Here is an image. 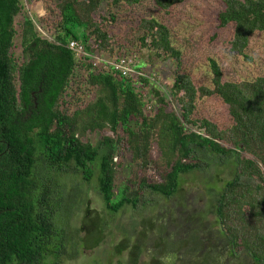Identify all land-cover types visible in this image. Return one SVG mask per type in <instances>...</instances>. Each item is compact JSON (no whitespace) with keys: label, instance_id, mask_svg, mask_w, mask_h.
<instances>
[{"label":"trees","instance_id":"16d2710c","mask_svg":"<svg viewBox=\"0 0 264 264\" xmlns=\"http://www.w3.org/2000/svg\"><path fill=\"white\" fill-rule=\"evenodd\" d=\"M187 1L155 0V4L169 12ZM222 1L225 7L217 22L221 29L235 28L232 50L242 55L250 39L264 32V0ZM140 2L56 0L55 36L46 38L25 11L23 0H0V264H46L49 257L55 259L54 264H61L75 260L79 246L95 250L106 240L109 227L105 218L92 209L90 200L85 202L82 187L69 184L67 177L82 174L89 182L97 165L99 193L106 210L117 214L142 203L139 187L167 200L182 193L183 176L199 168L190 163L198 149L219 157L221 167L230 160L236 168L235 179L224 184L214 206L229 258L236 260L243 253L255 264H264V77L239 83L224 81L221 66L211 60L212 85L197 88L184 70L183 53L174 45L169 28L154 17L145 18L138 25L141 58L144 50L148 61L169 62L174 68L173 100L156 86L146 95L144 88L136 85L138 80L144 87L150 83L144 76L145 64L138 65L137 57L112 41L104 29L109 21L116 22L115 7ZM19 17L21 61L14 54ZM74 41L92 58H78L69 48ZM94 57L114 62L131 59L137 74L126 77L94 67ZM83 70L88 74L84 85L95 88L96 96L72 113L75 101L77 106L83 105L75 94L82 90L77 81ZM213 97L227 106L229 128L194 118L197 101ZM172 102L178 110L170 108ZM106 129L115 137H105L98 146L82 141L88 132ZM155 144L169 169L164 183L136 173L137 191L132 183L133 188L126 186L117 194L118 169L128 163L118 161L117 156L129 154L130 165L136 163L144 171L153 162ZM207 183L205 189L213 191L211 182ZM81 204L85 205V217L76 229L72 216ZM190 218L197 222L203 216ZM154 219H145L143 230L138 223L130 224L115 243L119 255L129 251L130 264H137L143 241L155 229ZM80 232L85 233L81 241L77 238ZM157 236L154 247L158 253L182 264H216L221 256L216 250L213 255L193 254L184 260L179 256L183 247L171 240L167 230H159ZM134 239L138 242L131 245ZM191 240L184 247L192 246L194 253L204 249L199 236Z\"/></svg>","mask_w":264,"mask_h":264},{"label":"rangeland","instance_id":"374dc122","mask_svg":"<svg viewBox=\"0 0 264 264\" xmlns=\"http://www.w3.org/2000/svg\"><path fill=\"white\" fill-rule=\"evenodd\" d=\"M25 11L29 12L37 25V30L41 36L52 38L55 36L57 11L55 9L56 0H33L28 3L23 0ZM225 4L222 0H188L187 2L172 7L169 12L161 11L156 7L155 0H141L134 6L121 4L113 10L116 16V22L109 21L105 24L104 29L112 37V41H116L120 45L126 46L129 55L137 57V64L144 65L142 68L145 75L149 78V85L145 86L138 80L136 85L143 87L145 94L149 93L153 86L161 89L163 94L171 101L172 89V73L174 68L169 62L148 61L147 53L144 52V59L141 58L142 50L139 47V30L138 25L142 19L156 18L162 24L166 25L172 33L174 45L183 53L184 70L190 74L197 88L212 85V72L210 61L215 60L221 66L223 71L224 81L242 82L254 80L259 77H264V32L256 33L249 42L244 54H238L232 50V42L234 40L235 28L233 26L221 29L217 22V15L223 11ZM107 9L102 7V12L105 14ZM20 20H16V29L18 36L16 47L14 50L15 57L21 61L22 46H21V27ZM78 85L82 90H78L76 96L83 101L82 106H77V102L70 107V111L77 110L79 107H85L91 103L96 96V89L85 87V79L88 74L85 70L80 72ZM73 94V91H69ZM150 99V96L146 100ZM155 100V99H154ZM170 108L177 109L178 105L172 102ZM194 118L208 119L215 123L221 129L229 128L231 119L228 114L227 106L216 98L200 99L196 103ZM105 137H115L114 134L106 129L103 131L88 132L82 137L83 142H90L94 146H98L104 141ZM103 147V146H102ZM157 144L153 146L152 160L147 169L142 171L136 163L131 164V157H118L117 160L128 162L126 165L118 169V179L116 180V193L122 192L126 186L133 188V184L139 176L154 180L155 182L164 183L165 175L169 171L165 162L162 160V154L159 152ZM102 152V150H101ZM221 167V159L216 155L204 149H198L193 155L190 163L197 164L198 169L190 174L183 176L184 184L182 193L173 196L170 199H165L161 195H157L150 190L142 189L135 183L137 191L142 203L137 209L127 207L125 210L117 214H110L105 207L104 201L99 193V169L97 165L93 167L94 177L91 181L86 182L82 179V174L78 176H69V184H78L82 187V197L90 200L92 209L98 211L101 217H104L108 224V236L100 247L95 250L80 249V254L75 260L61 261V264H130L129 251L122 255L118 254V244L122 239L123 231L132 223H138L139 230H143V221L148 217L155 218V229L146 236L143 241V252L138 258L137 264H182L173 257L158 253L155 248V243L158 241V232L161 229L167 230L171 234V240L179 247H183V251L179 256L181 259H190L193 254L199 257L205 253L214 254L215 251L221 252V256L217 259L216 264H255L243 253L239 254L240 258L236 260L229 258L228 249L222 239V234L219 232L218 215L214 210L217 204L218 196L221 194V189L227 181L235 179V167L231 161ZM136 173L139 175L135 178ZM211 182L213 191L205 189L204 185ZM246 181V179H244ZM205 182V183H204ZM254 183L255 181H251ZM80 211L72 216V225L76 229L82 226V220L85 217V205L79 206ZM194 215L203 216V219L194 221L190 218ZM197 235L202 239L203 250L198 249L193 252V247H184L186 244H191L193 237ZM85 237L84 232H80L77 236L79 241ZM137 239L132 240L131 245L136 244ZM226 253V254H225ZM223 255V256H222ZM189 257V258H184ZM245 257V258H243ZM156 259V260H155ZM55 259L49 257L46 264H54Z\"/></svg>","mask_w":264,"mask_h":264},{"label":"built area","instance_id":"2783aa9c","mask_svg":"<svg viewBox=\"0 0 264 264\" xmlns=\"http://www.w3.org/2000/svg\"><path fill=\"white\" fill-rule=\"evenodd\" d=\"M69 48L73 51L78 58L91 57L90 54L87 53L85 47L79 42H71L69 44ZM94 67H101L104 70L108 71H118L123 74V76L131 77V75L137 74V70L135 69V63L131 60H121L119 62H114L109 59H103L102 57H94ZM140 76V74H138Z\"/></svg>","mask_w":264,"mask_h":264}]
</instances>
